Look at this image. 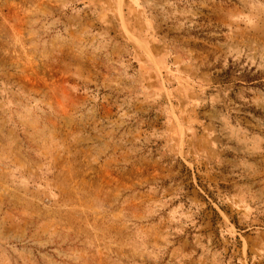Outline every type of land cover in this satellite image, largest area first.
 <instances>
[{
	"label": "rangeland",
	"instance_id": "obj_1",
	"mask_svg": "<svg viewBox=\"0 0 264 264\" xmlns=\"http://www.w3.org/2000/svg\"><path fill=\"white\" fill-rule=\"evenodd\" d=\"M0 264H264V0H0Z\"/></svg>",
	"mask_w": 264,
	"mask_h": 264
}]
</instances>
